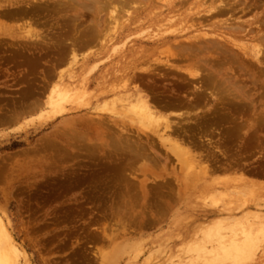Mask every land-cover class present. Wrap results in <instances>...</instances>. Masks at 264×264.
<instances>
[{
    "label": "bare ground",
    "instance_id": "bare-ground-1",
    "mask_svg": "<svg viewBox=\"0 0 264 264\" xmlns=\"http://www.w3.org/2000/svg\"><path fill=\"white\" fill-rule=\"evenodd\" d=\"M2 3L11 7L4 12L6 16L23 21L1 30L11 41L0 45V59L19 57L30 73L38 68L39 88L55 77L47 101L52 110L68 95H77L71 88L82 85V81L79 85L57 75L56 65L65 63L71 74L80 75L92 59L107 52L110 41L116 43L112 49L118 55L116 79L104 85L105 95L114 98L105 105L118 102L121 106L115 109L122 116L109 113L111 116L104 117L90 111L71 118L45 141L46 149L58 148L56 140L61 138L66 147L63 152L83 149L99 153L106 167L120 164L129 171H140L143 186L148 178L149 182L158 179L152 187L160 201L172 184L187 185L216 171L242 172L228 179L231 187L222 190L225 194L216 187L209 192L227 201L209 213L221 209L228 214L196 226L180 248L190 257L175 256L171 264H264V183L250 179L264 178V162L258 168L238 161L243 148L260 147L264 137V0H6L0 6ZM245 15L250 16L245 19ZM41 17H53L57 30L34 29L41 25ZM80 50L86 52L80 55ZM162 71L176 75L177 85L191 88L189 92L167 99L149 95L146 88H151L154 77L164 75ZM29 80L25 88L31 87ZM222 88L234 89L226 93ZM209 99L221 105L208 107L210 113L201 111ZM216 119L228 121V137L238 142L230 160L216 158L217 152L226 157L221 148L224 140L213 141L206 132ZM262 146L259 153L264 155ZM19 257L13 236L0 217V264H21ZM22 264H30L24 254Z\"/></svg>",
    "mask_w": 264,
    "mask_h": 264
},
{
    "label": "rangeland",
    "instance_id": "rangeland-1",
    "mask_svg": "<svg viewBox=\"0 0 264 264\" xmlns=\"http://www.w3.org/2000/svg\"><path fill=\"white\" fill-rule=\"evenodd\" d=\"M1 5L0 45L4 47L11 38L1 30L16 27L23 20L6 16L4 12L11 7ZM52 18L41 17V25L34 29L57 30ZM112 44L116 43L110 41L105 55L92 59L82 75L71 74L65 63L56 65L54 72L57 75L63 74L75 84L82 81V85L71 88L78 96L75 93L68 95L69 98L67 96L61 102L63 107L60 105L55 110L47 104L53 85L50 83L55 82V77L45 88H39L42 82L38 68L30 73L26 72V65L19 57L0 59V217L20 251L21 264L23 254L30 264H171L175 256L190 257V253L183 254L180 248L195 233L196 226L216 215L228 214L221 209L217 214L209 213L212 207H223L225 201L210 193L214 187L227 192L226 187H231L228 179L242 172L216 171L187 185L172 184L160 201L156 200V189L152 187L158 179L149 182L148 178L143 186L144 176L140 171H129L120 164L116 168L106 167L99 153L92 154L83 149L63 152L66 147L61 138L56 140L58 148L46 149L45 141L66 127L64 124L71 118L90 111L104 117L110 114L122 116L115 109L121 106L118 102L105 105L114 98L112 94L106 96L107 88H104L106 83L116 79L114 69L118 55L116 50L113 52L115 45ZM97 48L96 45L92 49ZM84 52L86 50L79 51L80 55ZM95 64L97 66L90 71ZM162 72L164 75L154 77L149 84L151 88H146L149 95L167 99L186 94L191 89L177 85L176 75ZM27 76L30 77L29 88H25ZM232 89L222 88L226 93ZM208 101L207 108L202 107L201 111L210 113L208 107L221 105L213 99ZM224 105L227 111L228 99ZM216 122L211 124L214 132H210L208 126L206 132L213 141L224 140L221 148L226 157L217 152L216 158L230 160L235 156L233 152L238 142L229 139L227 120L216 119ZM201 129L206 130L205 127ZM262 145L264 137L260 147L241 148L238 161L248 162L247 167L258 165L260 168L264 162V159L260 160L264 155L259 153ZM250 179L264 183L262 176H250ZM261 197L264 198V194ZM228 201L233 199L228 197Z\"/></svg>",
    "mask_w": 264,
    "mask_h": 264
}]
</instances>
